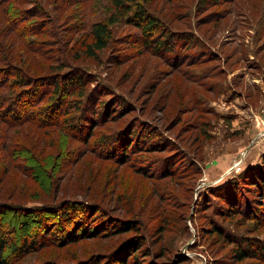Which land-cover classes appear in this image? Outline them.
Returning a JSON list of instances; mask_svg holds the SVG:
<instances>
[{
	"label": "rangeland",
	"instance_id": "1",
	"mask_svg": "<svg viewBox=\"0 0 264 264\" xmlns=\"http://www.w3.org/2000/svg\"><path fill=\"white\" fill-rule=\"evenodd\" d=\"M38 3L43 16L26 23L42 30L29 38L43 56L19 64L33 77L80 71L90 93L71 128L87 132L2 126L22 144L9 158L0 140V204L19 206L0 228L19 242L34 225L22 205L57 203L77 221L89 212L96 226L8 264H117L115 253L125 264H264V175L258 186L252 175L238 181L242 204L229 208L215 192L247 166L264 169V0H150L159 25L150 44L120 18L93 56L90 25L116 17L111 0ZM11 37L5 47L17 59L22 44ZM240 241L255 254L238 258Z\"/></svg>",
	"mask_w": 264,
	"mask_h": 264
},
{
	"label": "trees",
	"instance_id": "2",
	"mask_svg": "<svg viewBox=\"0 0 264 264\" xmlns=\"http://www.w3.org/2000/svg\"><path fill=\"white\" fill-rule=\"evenodd\" d=\"M149 1L111 0L112 5L118 10V13H115V18L110 16L106 21H95L90 25V41L84 44L86 45V54L93 56L96 49H101L107 45L110 37L108 25L120 18H124L127 23L139 27L143 41L147 45L150 44L152 37L155 35L154 33L159 29V25L158 19L144 7V3H148ZM24 4H28V7H21ZM42 8L38 0H0V23H2L0 25V140L7 142L4 153L9 158L15 155L16 148L14 147V143L16 142L15 145H18L21 142L14 140L16 136L15 130L13 132H9V130L4 132L2 130L3 125L10 128L24 123H32L41 127L52 126L62 130L66 134V137L72 136L75 139L74 132L76 130L82 129L83 133L87 132V128L84 130L82 127H79L78 122L76 123L77 125L75 124L76 130L71 128L73 122H76L84 112V108L81 109L80 105L81 98H87L90 93L86 92L87 94L85 95L84 86L87 81L82 76L83 74L80 71L74 70L67 71V73L65 72L62 75L53 74L55 76L40 75L33 77L27 73L25 67L19 64L22 57L25 58V66L26 63L35 61L40 56H43L42 51L33 46L36 42L29 38L30 35L38 34L42 30L31 28L34 21L26 23V20L31 16H43L44 10ZM8 33H12L22 44L20 46L22 54L21 56H17V59H14L5 47V45L12 43L10 42L12 41V37L6 39ZM165 42V39L155 38V45H171ZM86 114L92 117L88 112ZM82 117H86V115H82ZM80 124L82 126V122ZM92 128L89 129L90 132ZM132 144L133 141L128 143V146L124 147L125 149H121V155H126L127 148H130ZM33 157L22 156L31 166H33L34 162H37ZM39 164L41 163L39 162ZM251 168V165L243 168L240 174L233 176L238 180L234 178L228 179L229 181H224L215 190L216 195L222 196L223 201L227 202L229 208L230 203L238 205L247 201L238 192V188H244L242 182L238 181L242 180L244 182V178L250 175L253 176L250 178V181L254 179L255 181L253 180L252 183L255 186H258L261 181L264 169L257 167L253 172ZM248 196L250 195L248 194ZM60 205L62 204L57 203L48 206L22 205L20 209H23L21 211L23 213L21 214H26L28 219L34 221V225L31 227L29 233L27 228L21 229L19 242L16 240L9 241L0 228V264H8L10 260L18 258L22 253H26L40 244L43 246L48 243L50 244V242L72 241L86 234L93 233L92 228H95L96 220L88 221L87 215L89 212L82 213V218L77 221L75 218L77 215H74L75 212L72 213L70 211V208L74 209L72 206H69V208L65 205L55 209V207ZM86 205L89 206L90 204ZM18 207L16 208L18 209ZM245 207L246 205H243L244 210L242 212L244 214L248 212ZM12 208L16 209L15 207L0 204V222H3L4 225L9 223L6 219V214L7 211L14 212ZM260 208L264 209L263 207ZM59 209H64L65 212L62 213ZM68 209L69 211L66 212ZM233 209L235 208L231 210ZM253 212H256V208H254ZM25 222L22 221V223ZM89 223H91L90 226ZM240 242L241 244L236 249L238 258L255 254L256 251H253L252 246L248 242ZM4 250L7 251L5 254H3ZM114 256L115 261L117 260L115 263L125 264V262L122 263L121 260H118V253H115Z\"/></svg>",
	"mask_w": 264,
	"mask_h": 264
}]
</instances>
